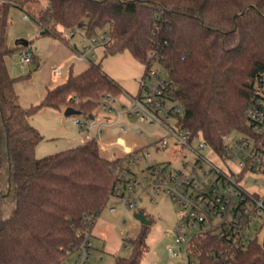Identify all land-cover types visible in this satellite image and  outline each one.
<instances>
[{"label":"trees","instance_id":"obj_1","mask_svg":"<svg viewBox=\"0 0 264 264\" xmlns=\"http://www.w3.org/2000/svg\"><path fill=\"white\" fill-rule=\"evenodd\" d=\"M12 6L36 17L42 34L64 39L60 26H82L88 37L106 32L112 40L105 55L127 49L145 74L161 64L174 81L171 95L183 107V126L216 150H223V135L251 131L248 108L264 73V0H48L44 7L40 0H0V264L65 263L90 240L101 210L124 195L119 188L125 184L119 173L124 158L103 156L93 137L36 155L44 135L31 123L34 114L72 106L95 117L102 98H115L124 88L91 58L86 69L49 88L40 103L23 107L6 58L29 45L20 39L8 44ZM147 227L126 237L132 252L116 256L118 264H141ZM254 230L241 247L216 232L199 233L196 264H264L261 226Z\"/></svg>","mask_w":264,"mask_h":264},{"label":"rangeland","instance_id":"obj_2","mask_svg":"<svg viewBox=\"0 0 264 264\" xmlns=\"http://www.w3.org/2000/svg\"><path fill=\"white\" fill-rule=\"evenodd\" d=\"M40 1L43 7L48 2V0ZM59 29L62 30L64 39L50 34H42V26L36 17L31 16L27 19L22 9L16 6L10 8L7 26L8 44L14 47L17 40H28L35 58V61L25 66L21 64L19 52L13 54L14 51L6 58L9 72L15 78V91L23 107L27 108L40 103L49 88L64 81L70 73H79L89 65L88 60L76 59L74 54L77 49L72 48L74 45L81 48L83 43H89L85 31H82L81 34L79 32L72 33V29L63 26H60ZM101 33L99 32L97 35H101ZM94 52L95 56L92 59L95 61L102 60L104 66L110 61L114 74L123 76L135 85L136 83L140 85L142 76L145 74V67L136 60L129 50L105 55V46L98 44ZM88 57H90L89 54ZM59 67H62L61 74L57 79H54L53 72ZM154 68L162 75H167L161 64H155ZM131 104V98L125 93H120L114 98L116 108L113 111H108L107 108L100 106L96 111L95 118L98 123L105 122L100 141H124L128 146H132L134 143L143 144L150 154L148 157L142 158L138 164L131 165V169L138 173L137 180L141 182L136 185L134 193L138 205L129 207L124 199L111 198L108 205L101 210L92 227L90 234L92 246L86 264H118L116 256H129L131 254L132 243L126 241V237H135L143 229V224L135 216L139 210H143L145 216L152 221L147 227V249L144 251L141 264H187L186 257H170L167 250L169 245L175 243L174 228L178 221L179 205L164 191L152 189L149 192L144 191L145 184L150 180L143 181V175L146 171L144 169L151 164L170 162L171 167L182 169L185 167L184 161H188V166L191 167L194 163V153L190 148L176 143V140L171 136L167 148L157 149L156 143L169 135L168 130L159 123L150 124L147 121H142L136 114H126L124 109ZM64 109L65 107H63ZM117 109L122 111L120 116H118ZM63 112L55 108H46L32 116L40 132L48 139L42 141L39 146L41 149H43L42 147H51L55 152L60 151L68 144H77L85 138L86 141L89 134H97L96 127L88 129L87 126L76 122L77 119H80L81 122L87 120L83 114L65 115ZM116 119L118 122H114ZM106 122L114 123L108 124ZM123 124L128 126L126 130L122 129ZM141 130L143 134L140 133ZM117 137L120 138L117 139ZM93 138L95 137L93 136ZM201 141L203 138L200 136L193 145L196 146ZM114 149L116 154L121 152L119 146ZM100 153L105 157L109 155L108 151L102 149H100ZM205 153L217 164H224L211 150L207 149ZM230 165L235 167L232 162ZM253 178L251 176L248 179V185L256 188ZM263 179L264 177H261V180ZM126 196L128 195L126 194ZM14 207L15 202L7 206L4 210V216L10 215ZM260 220L262 218L258 219V221ZM254 228L255 226L252 227L251 234L255 232V230L253 231ZM258 237L261 242L264 241V230L258 233ZM191 250H194L193 246ZM78 255V251L70 253L63 264H78ZM193 259H195L194 256Z\"/></svg>","mask_w":264,"mask_h":264},{"label":"built area","instance_id":"obj_3","mask_svg":"<svg viewBox=\"0 0 264 264\" xmlns=\"http://www.w3.org/2000/svg\"><path fill=\"white\" fill-rule=\"evenodd\" d=\"M25 17L29 19L27 14ZM82 31H85L82 26L72 29V33L82 34ZM88 39L89 43H83L82 47L75 51L76 59L90 61L95 56V47L98 44L105 46L112 37L102 32L101 35ZM17 52L23 66L34 61L33 52L29 47L18 49L13 54ZM61 71L62 67L55 70L53 78L57 79ZM173 87V79L152 67L141 80L139 94L131 98L132 104L124 111L128 115L136 114L140 120L150 124L159 123L168 130L169 135L156 143L157 149L167 148L171 136L176 143L190 148L194 153V163L191 167L188 166V161H184L185 167L182 169L171 167L170 162L148 165L144 169L146 171L143 170V181L150 180L145 184L144 191H164L179 205L178 221L174 228L175 243L169 245L167 250L170 257L183 256L186 257L187 264H195L191 247L199 233L208 230L216 232L228 239L230 246L241 247L248 242L253 226H261V230L264 229V179L261 180V177H264V73L257 77L248 108L251 131H236L223 135L222 151L216 150L204 139L196 146L193 145L199 136L183 126V107L173 99ZM103 102L108 111L116 108L112 96L104 97ZM117 112L118 116L122 113L118 109ZM76 122L87 126L88 129L97 128L94 137L98 140L100 148L110 150L119 146L125 152L122 156L124 165L119 170L120 175L125 178V184L119 188V192L123 190L124 195L115 198L124 199L129 207L137 206L138 201L134 193L136 185L141 182L137 180L138 173L131 169V165L138 164L142 158L150 155L146 146L126 150L117 140L100 141L105 122L98 123L95 117L87 118L83 122L77 119ZM115 122H118V119ZM127 127L126 124L122 125L123 130ZM140 133L143 134V131ZM92 137L90 134V138ZM207 149L215 153L224 164L211 160L205 153ZM116 157L120 156L112 153L109 158ZM230 162L235 164V167L230 165ZM251 176L254 177L252 180L256 188L248 185ZM261 218L262 220L258 221ZM91 246L89 240L78 250V264L87 263Z\"/></svg>","mask_w":264,"mask_h":264},{"label":"crops","instance_id":"obj_4","mask_svg":"<svg viewBox=\"0 0 264 264\" xmlns=\"http://www.w3.org/2000/svg\"><path fill=\"white\" fill-rule=\"evenodd\" d=\"M30 48V47H29ZM73 49L75 48V49H79L76 45H74L73 47H72ZM66 58V57H65ZM137 60V59H136ZM34 61H35V58H34ZM98 62V61H97ZM101 63H102V65H103V68H104V70L111 76V77H113L114 79H116L121 85H122V87L124 88V92L123 93H125V95H127L128 97H130V98H132V97H135L136 95H138L139 94V92H140V85H138V83H136V85L134 84V83H132L130 80H128V79H125L123 76H120V75H116V74H114V72L112 71V69H111V62L109 61V63L106 65V66H104V64H103V62H102V60H101ZM144 65V64H143ZM64 66V65H63ZM145 67V66H144ZM143 76H144V74H143ZM143 76H142V78H143ZM64 113V112H63ZM115 122V121H114ZM31 123L33 124V125H35L37 128H38V126L36 125V123L34 122V120L32 119V117H31ZM125 123V122H124ZM113 124V123H112ZM92 135L93 136H95V134L94 133H92ZM120 138V137H119ZM118 137H117V139H119ZM86 139V138H85ZM85 139H83V140H80V142H78L77 144H74V143H72V144H68V146H66V147H64L63 149H66V148H69V147H73V146H75V145H78V144H81V143H83V142H85ZM88 139H90V134H89V136H88ZM87 139V140H88ZM43 140H48L47 139V137H45L44 136V139ZM42 140V141H43ZM86 140V141H87ZM42 141L37 145V147H36V155L38 156V157H41V156H45V155H48V154H51V153H53V152H55V151H53V148H51V147H49V148H44V147H42L43 149H41L39 146H40V144H42ZM82 141V142H81ZM118 141V140H117ZM120 141V140H119ZM121 142H123L122 144L125 146V149L126 150H130V149H132V148H139V147H142V146H144L143 144L142 145H140V144H133L132 146L130 145V146H128V144H126L124 141H121ZM121 142H119V143H121ZM125 143V144H124ZM116 146H114V147H112L110 150H108V149H103V148H101L102 150H105V151H108L109 152V155H108V157H110V154H112V153H115L116 154V150L114 149ZM62 149V150H63ZM57 152V151H56ZM125 154V152L121 149V152L120 153H118V154H116L117 156H123ZM264 229H262L261 231H263ZM261 231H260V233H261ZM264 238V237H263ZM264 240V239H263ZM263 242V241H262Z\"/></svg>","mask_w":264,"mask_h":264},{"label":"water","instance_id":"obj_5","mask_svg":"<svg viewBox=\"0 0 264 264\" xmlns=\"http://www.w3.org/2000/svg\"><path fill=\"white\" fill-rule=\"evenodd\" d=\"M20 42L22 45L24 46H28L29 45V41L26 40V39H20ZM79 113V111L77 109H75L74 107L72 106H68L65 110H64V114L65 115H72V114H77ZM90 118H93V116L91 115ZM135 216L137 217V219L140 220V222L142 224H145V225H150L152 223V221L150 219H148L146 216H145V213L143 210H139Z\"/></svg>","mask_w":264,"mask_h":264}]
</instances>
